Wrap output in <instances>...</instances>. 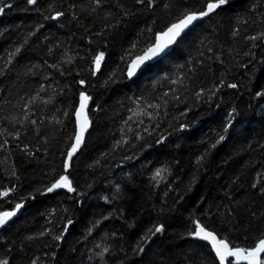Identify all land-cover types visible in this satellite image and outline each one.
<instances>
[{
    "label": "trees",
    "instance_id": "1",
    "mask_svg": "<svg viewBox=\"0 0 264 264\" xmlns=\"http://www.w3.org/2000/svg\"><path fill=\"white\" fill-rule=\"evenodd\" d=\"M210 4L128 81L158 34ZM2 10L0 214L26 205L0 229V264H221L198 229L244 252L228 264H255L264 0H0ZM83 93L92 128L67 170Z\"/></svg>",
    "mask_w": 264,
    "mask_h": 264
},
{
    "label": "water",
    "instance_id": "2",
    "mask_svg": "<svg viewBox=\"0 0 264 264\" xmlns=\"http://www.w3.org/2000/svg\"><path fill=\"white\" fill-rule=\"evenodd\" d=\"M219 8L217 4H210L206 11L202 13H192L185 16L183 19L177 23L170 26L164 32L157 35L154 44L149 47L143 54L134 58L127 69L126 77L128 81L135 80L140 73H142L148 66L155 65L156 63L163 60L167 55L172 53L181 39L187 35V33L192 30L198 23L202 22L204 19L213 15ZM4 10L0 12V19L3 17ZM58 18V17H57ZM102 67V56H99L94 65V72L99 73ZM85 88V84H82ZM91 108V100L87 94L83 93L80 96L79 103L75 112V137L74 145L69 153L66 169L70 168V164L75 155L84 146L87 136L92 128V123L89 117V111ZM59 190L69 191L74 194V190L71 189L68 184H58L52 188V191L56 192ZM6 196V193L2 195ZM25 202L18 204L14 209L4 211L0 214V229L7 228L12 222L19 218L25 209ZM199 238L204 241L216 259L221 264H228L229 262L241 258L244 254L243 251H237L230 247V245L219 239L217 235L210 231H204L203 229L197 230ZM257 257L254 261L255 264H261L262 257L264 256V241L261 245L253 252L249 253Z\"/></svg>",
    "mask_w": 264,
    "mask_h": 264
},
{
    "label": "rangeland",
    "instance_id": "3",
    "mask_svg": "<svg viewBox=\"0 0 264 264\" xmlns=\"http://www.w3.org/2000/svg\"><path fill=\"white\" fill-rule=\"evenodd\" d=\"M7 194V193H6Z\"/></svg>",
    "mask_w": 264,
    "mask_h": 264
}]
</instances>
